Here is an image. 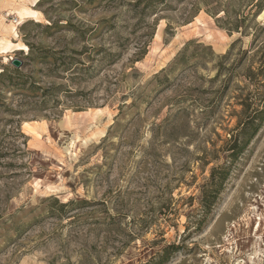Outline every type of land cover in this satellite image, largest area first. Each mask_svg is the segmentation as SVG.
Listing matches in <instances>:
<instances>
[{
  "label": "rangeland",
  "instance_id": "374dc122",
  "mask_svg": "<svg viewBox=\"0 0 264 264\" xmlns=\"http://www.w3.org/2000/svg\"><path fill=\"white\" fill-rule=\"evenodd\" d=\"M32 1L0 0L34 47L0 54V264H264V123L239 135L264 0H40L18 26Z\"/></svg>",
  "mask_w": 264,
  "mask_h": 264
},
{
  "label": "bare ground",
  "instance_id": "6f19581e",
  "mask_svg": "<svg viewBox=\"0 0 264 264\" xmlns=\"http://www.w3.org/2000/svg\"><path fill=\"white\" fill-rule=\"evenodd\" d=\"M10 2V0H7ZM40 2V0H33L28 6L25 3L23 5L19 6V8L16 10L15 14L17 15V21L19 22L18 26L22 25L25 23L26 20H36L39 21L40 13L35 10L34 8L37 7V4ZM21 2H19L20 4ZM11 15V14H10ZM260 18H264V11ZM6 27V26H5ZM5 33H9V29L6 27L5 28ZM4 31V30H3ZM10 33L12 34L13 37H18V28L17 25L12 24ZM29 49L26 45H20V44H15L12 42L8 37H4L0 39V54H3L4 56H8L12 52H18V51H23L27 52ZM5 61H8V57L4 58Z\"/></svg>",
  "mask_w": 264,
  "mask_h": 264
},
{
  "label": "trees",
  "instance_id": "16d2710c",
  "mask_svg": "<svg viewBox=\"0 0 264 264\" xmlns=\"http://www.w3.org/2000/svg\"><path fill=\"white\" fill-rule=\"evenodd\" d=\"M260 13V11L256 14L258 15ZM30 48V51L33 52L34 51V47L32 45L29 44L28 46ZM40 59H43V61H45L46 57L44 56L43 58H40ZM8 80H13L14 78H21V77H24L21 73V70L20 69H13L12 71H9V74H8ZM7 75L5 74V72L3 74H1V78H5ZM12 80L10 82H12ZM13 86H17V85H22V88H24V86H26V82L25 83H21V84H11ZM18 88V86H17ZM260 118V122L259 123H256V118H252V117H249L248 118V121L246 122V124L243 126V129L242 131L239 133V135L241 136H244V146L251 140H253L257 134L259 133L260 131V128L261 126L263 125L264 123V111L260 112L259 113V116ZM233 142L234 144L238 143L239 142V138H233ZM233 149V154H232V157L233 158H238V156L242 153V150H243V145H238L236 144V146ZM65 206V205H63ZM169 261V254L168 252L163 256V258L160 259V261L157 263V264H165Z\"/></svg>",
  "mask_w": 264,
  "mask_h": 264
},
{
  "label": "water",
  "instance_id": "95a60500",
  "mask_svg": "<svg viewBox=\"0 0 264 264\" xmlns=\"http://www.w3.org/2000/svg\"><path fill=\"white\" fill-rule=\"evenodd\" d=\"M11 64L15 67V68H17V69H19V68H21V62L18 60V59H12L11 60Z\"/></svg>",
  "mask_w": 264,
  "mask_h": 264
},
{
  "label": "built area",
  "instance_id": "2783aa9c",
  "mask_svg": "<svg viewBox=\"0 0 264 264\" xmlns=\"http://www.w3.org/2000/svg\"><path fill=\"white\" fill-rule=\"evenodd\" d=\"M16 22H18V21H16Z\"/></svg>",
  "mask_w": 264,
  "mask_h": 264
}]
</instances>
